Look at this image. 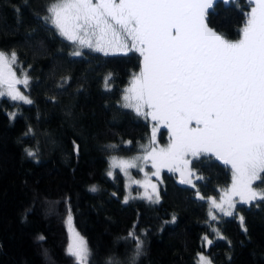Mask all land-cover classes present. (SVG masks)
<instances>
[{"label":"trees","instance_id":"obj_1","mask_svg":"<svg viewBox=\"0 0 264 264\" xmlns=\"http://www.w3.org/2000/svg\"><path fill=\"white\" fill-rule=\"evenodd\" d=\"M52 2L0 0V50L16 53L33 102L0 97V264H74L65 251L69 208L92 251L88 264H130L133 231L143 241L136 264H198V254L212 264H264V202L237 203L238 215L212 221L207 200L198 196H217L232 181L229 167L215 157L192 160L203 178L192 177L195 188L165 168L159 203L134 197L125 203L124 177L118 170L108 175V159L143 151L151 137L150 119L122 100L141 59L87 48L73 56L78 46L40 19ZM250 7L249 0H219L209 26L238 39ZM165 141L162 129L158 142Z\"/></svg>","mask_w":264,"mask_h":264},{"label":"snow or ice","instance_id":"obj_2","mask_svg":"<svg viewBox=\"0 0 264 264\" xmlns=\"http://www.w3.org/2000/svg\"><path fill=\"white\" fill-rule=\"evenodd\" d=\"M217 2L53 0L48 14L40 18L60 37L78 45L73 56H80L79 49L84 48L104 56L139 55L140 71L133 74L125 90L123 107L150 118L154 122L152 133L148 144L141 145L142 157L118 163L113 158V167H120L128 175L129 168L137 167L135 160L150 161L155 169L153 176L159 177L166 168L179 173L181 184L195 188L192 177L203 178L191 169L192 160L215 157L229 167L232 182L219 202L209 198L212 221L218 219L213 210L232 217L238 215L237 203L251 206L253 202H264V190H257L264 187V0H249L250 10L235 41L209 26L210 10L214 11ZM17 63L15 52L0 51V97L31 104L32 100L17 87L29 85L22 66L17 76L13 68ZM110 79L111 75L105 78L106 88ZM160 127L166 128L170 136L166 147L156 143ZM74 147L78 152L79 146ZM26 151L29 157L35 156ZM257 181L261 183L254 187ZM134 182L145 188L143 198L159 203L155 183L150 179ZM239 220L243 224L244 217L239 216ZM66 226L70 234L66 254L74 264H88L92 251L75 229L70 208ZM129 237L137 241L130 258V264H136L143 254V241L134 231ZM108 264H113L112 259ZM198 264L212 262L198 254Z\"/></svg>","mask_w":264,"mask_h":264},{"label":"rangeland","instance_id":"obj_3","mask_svg":"<svg viewBox=\"0 0 264 264\" xmlns=\"http://www.w3.org/2000/svg\"><path fill=\"white\" fill-rule=\"evenodd\" d=\"M235 40H237V39H235ZM235 40H232V41H235ZM5 53H7V52H5ZM7 54H10V53H7ZM13 68L16 71L17 76H20V71H21L20 68H21V65L17 63V65H13ZM17 87L21 90V92L24 95H26L28 97V95L26 94L25 87L23 85H18ZM129 87H130V84H129V86L127 88H129ZM4 97H6L7 99H9L10 101H13L10 98H8L7 96H4ZM17 102H19V103H25L24 101H19V100ZM11 114H15V112H12ZM150 121H151V119H150ZM153 124H154V122L151 121V125H150L151 126V133H152ZM162 129H164L166 131V141L163 142V143H159L158 142V139H159V131L162 130ZM156 143H157V146L158 147H166L170 143V136H169L168 130L166 128L160 127V129L157 131V133H156ZM146 144H148V143H145L143 145H146ZM143 155H144V150L141 151V152H139V153H137V154H132V155H128V156H119V155L112 154L109 157V159H108L109 160V171L118 170V171L121 172V174L124 177L125 192H126L125 197L127 199H130L132 197L137 198V199H142L144 197L145 188L142 187L141 184H137L134 181L144 182L146 179H150L151 182L152 183H155L157 185V188H158V180L160 179V176L159 177L153 176L152 173L155 171V169L152 167L151 162L150 161L145 162L142 159L135 160V162L137 164V167H135V168H129L127 170L128 175H125L124 171L120 167H113V158H115L116 161H117V163H118L120 160H126V161L133 160L134 158H136V157H142ZM145 173L148 174L147 177L145 176ZM175 175H176L177 181L180 183L179 173H175ZM230 186H231V183L226 188H229ZM226 188H224V189H226ZM223 190H221L217 196L204 197V199H206L207 202H208L209 209L211 208V203H210L209 198H214V199L217 200V202H219L221 196L223 195ZM148 192L151 193V188L150 187L148 188ZM198 196L201 197V195H198ZM143 199H145V198H143ZM234 199L238 200V197H234ZM213 211L215 212V214L217 215V217L224 216L222 213H219L218 210H213ZM196 259H197V263H198V256H197Z\"/></svg>","mask_w":264,"mask_h":264}]
</instances>
